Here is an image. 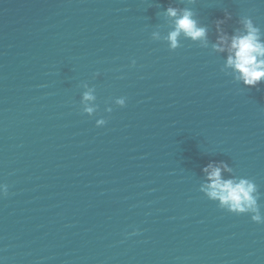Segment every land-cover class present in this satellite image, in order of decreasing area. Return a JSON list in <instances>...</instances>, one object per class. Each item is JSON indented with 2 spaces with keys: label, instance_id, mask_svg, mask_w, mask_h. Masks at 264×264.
Listing matches in <instances>:
<instances>
[{
  "label": "water",
  "instance_id": "1",
  "mask_svg": "<svg viewBox=\"0 0 264 264\" xmlns=\"http://www.w3.org/2000/svg\"><path fill=\"white\" fill-rule=\"evenodd\" d=\"M169 3L211 40L224 9L229 33L241 15L264 31V0H0L2 264H264V224L199 191L201 168L225 160L264 212V82H235L183 36L153 40Z\"/></svg>",
  "mask_w": 264,
  "mask_h": 264
},
{
  "label": "clouds",
  "instance_id": "2",
  "mask_svg": "<svg viewBox=\"0 0 264 264\" xmlns=\"http://www.w3.org/2000/svg\"><path fill=\"white\" fill-rule=\"evenodd\" d=\"M223 11V17L213 21L215 39L211 40L209 26L202 24L191 8H177L169 3L162 12L173 20L170 30L164 37L160 36L158 30H154L151 32V37L153 40L162 38L167 42L170 50L181 46V36L197 43L200 48H210L212 52L223 55L221 72L230 76L235 82L255 87L264 82V31L250 15H241L235 22L236 26L229 33L225 26L232 20L233 14L228 9ZM131 65H136L135 59L131 60ZM98 75L99 72H96L93 77ZM81 83L85 89L81 93L80 104L83 106L81 111L93 116L99 109V105L90 103L96 100L95 89L90 88L87 82ZM126 102L125 96L115 97L113 101L120 107H124ZM112 110V105L106 103L104 111L111 113ZM107 122L108 118L103 115L95 120L97 127H102ZM201 173L199 191L209 200L216 202L220 209L235 214H249L253 222L264 224V212L261 211L260 203L262 194L254 179L237 175L225 160H209L201 168ZM8 194L9 185L0 183V196ZM139 232L140 229L134 228L126 235H137Z\"/></svg>",
  "mask_w": 264,
  "mask_h": 264
}]
</instances>
